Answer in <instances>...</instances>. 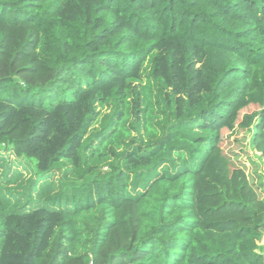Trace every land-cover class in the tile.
Listing matches in <instances>:
<instances>
[{
    "label": "trees",
    "instance_id": "16d2710c",
    "mask_svg": "<svg viewBox=\"0 0 264 264\" xmlns=\"http://www.w3.org/2000/svg\"><path fill=\"white\" fill-rule=\"evenodd\" d=\"M261 102L264 0H0V264H264Z\"/></svg>",
    "mask_w": 264,
    "mask_h": 264
},
{
    "label": "rangeland",
    "instance_id": "374dc122",
    "mask_svg": "<svg viewBox=\"0 0 264 264\" xmlns=\"http://www.w3.org/2000/svg\"><path fill=\"white\" fill-rule=\"evenodd\" d=\"M264 108V102L258 104H248L243 107L238 114V120L243 113L260 110ZM261 123L256 118L249 129L237 128L233 130L223 129L221 147L225 152L232 151L238 154V160L234 163L238 166H243L244 171L251 177L254 175V170L262 176L264 182V145L261 138ZM255 162V167L252 163ZM257 193L262 197L264 190L257 188Z\"/></svg>",
    "mask_w": 264,
    "mask_h": 264
}]
</instances>
